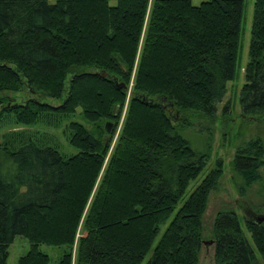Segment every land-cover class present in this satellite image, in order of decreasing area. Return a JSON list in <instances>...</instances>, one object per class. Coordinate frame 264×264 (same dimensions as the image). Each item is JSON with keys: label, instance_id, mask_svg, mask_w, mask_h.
<instances>
[{"label": "trees", "instance_id": "16d2710c", "mask_svg": "<svg viewBox=\"0 0 264 264\" xmlns=\"http://www.w3.org/2000/svg\"><path fill=\"white\" fill-rule=\"evenodd\" d=\"M243 14L244 0H0V126H58L80 108L95 127L68 125L78 150L69 156L23 133L0 145V264L18 236L31 244L18 264H51L41 245L64 248L57 264H199L224 161L185 198L212 154V139L201 148L185 136V114L215 121L235 79ZM249 58L240 106L256 122L264 0H255ZM23 86L66 98L12 102ZM231 168L241 196L264 189V141H242ZM244 225L249 237L235 210L218 212L215 264H264V222Z\"/></svg>", "mask_w": 264, "mask_h": 264}, {"label": "rangeland", "instance_id": "374dc122", "mask_svg": "<svg viewBox=\"0 0 264 264\" xmlns=\"http://www.w3.org/2000/svg\"><path fill=\"white\" fill-rule=\"evenodd\" d=\"M118 1L119 0H109V4L111 6H116ZM207 1L209 0H192V4L194 6H200L202 3ZM254 5L255 0H244V14L241 24V48L236 64V75L235 79L228 83L227 94L225 98L216 107L215 121H206L201 119L199 115L196 114H185V117L191 123V125L185 130V136H187L195 145L200 146L201 148L207 141L212 139L211 160L199 177L191 182L186 192L185 198L189 197L201 184L204 178L214 168L215 162L218 159H222L224 161V176L221 179L219 190L211 195L204 218V239L206 242L213 240L211 232L216 216L221 210H235L243 223V229L248 237L250 235L244 225L245 221L247 219L255 220V218L258 217H264V189L262 186L260 184L254 185L245 196H241L235 184V173L231 168V163L235 157L237 147L242 141H248L252 138H261L264 141V119L256 122L247 120L242 115L243 113L240 106L241 91L246 83L245 71L250 61L249 51L254 16ZM132 85L133 78L130 89H128V97L131 94ZM0 95H7V93ZM8 96L12 102H16L18 104H26L32 99L50 106H60L66 98V94L64 95L63 100L48 98L41 93L32 94L25 86L21 87L19 92L9 93ZM128 103L129 102L127 100L122 113V119L117 136L119 135L122 128V124L127 113ZM172 114H175V111ZM71 122L81 123L85 125L86 128L91 132H94L95 130V127L88 124L87 121H85V119L81 116V109L79 108L75 116H71L68 119L62 120L58 126H48L44 122H40L29 127L15 124L6 126L1 125L0 145H7L12 141L13 138H15V136L23 133V137L27 141L30 140L36 143L51 146L56 145L61 153L67 156L77 154L78 150L71 147L69 144L68 125ZM116 140L117 137L115 141ZM114 144L115 143H113L112 148L114 147ZM262 174L264 175V169L262 170ZM164 229L165 227L162 228V231ZM30 250L31 244L27 238L23 236L16 237L13 244L9 248L7 264H18L20 258L25 256ZM63 250L64 248L52 247L48 245L40 246V251L50 257L51 264H57L59 262V259L63 254ZM199 264H215L214 245H203L200 253Z\"/></svg>", "mask_w": 264, "mask_h": 264}, {"label": "water", "instance_id": "95a60500", "mask_svg": "<svg viewBox=\"0 0 264 264\" xmlns=\"http://www.w3.org/2000/svg\"><path fill=\"white\" fill-rule=\"evenodd\" d=\"M103 75L105 76V73ZM31 93L34 94L35 92L31 91ZM112 125H113L112 123H107L106 124V131H107V133H110L111 132ZM255 221L258 224H262L264 222V217L255 218ZM205 245L206 246H211V245H213V241L205 242Z\"/></svg>", "mask_w": 264, "mask_h": 264}]
</instances>
